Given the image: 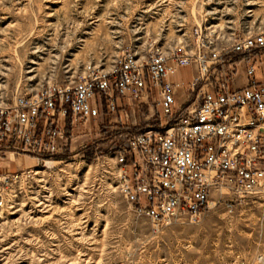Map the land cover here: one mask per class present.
I'll list each match as a JSON object with an SVG mask.
<instances>
[{
    "label": "rangeland",
    "instance_id": "obj_1",
    "mask_svg": "<svg viewBox=\"0 0 264 264\" xmlns=\"http://www.w3.org/2000/svg\"><path fill=\"white\" fill-rule=\"evenodd\" d=\"M196 25L227 44L233 31L264 28V0H0V89L72 77L148 39L171 45ZM192 75L181 68L175 81L187 87ZM161 123L149 96L70 130L66 153L16 186L15 210L0 211V264H264V190L157 228L119 194L115 147ZM8 157L10 172L35 165Z\"/></svg>",
    "mask_w": 264,
    "mask_h": 264
},
{
    "label": "built area",
    "instance_id": "obj_2",
    "mask_svg": "<svg viewBox=\"0 0 264 264\" xmlns=\"http://www.w3.org/2000/svg\"><path fill=\"white\" fill-rule=\"evenodd\" d=\"M225 41L196 25L171 45L148 39L72 77L0 89V211L15 210L16 186L66 153L75 126L149 96L163 123L115 147L116 188L137 217L156 228L197 222L212 200L244 201L264 190V28L233 31ZM186 67L187 87L175 81ZM8 156L35 165L10 172L2 166Z\"/></svg>",
    "mask_w": 264,
    "mask_h": 264
}]
</instances>
